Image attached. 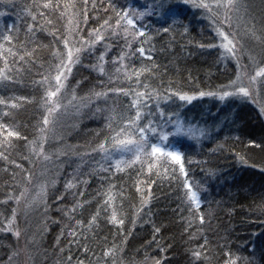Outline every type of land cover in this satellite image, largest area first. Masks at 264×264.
<instances>
[{"label": "trees", "instance_id": "16d2710c", "mask_svg": "<svg viewBox=\"0 0 264 264\" xmlns=\"http://www.w3.org/2000/svg\"><path fill=\"white\" fill-rule=\"evenodd\" d=\"M120 2L123 3V0ZM172 2L179 15L176 17L178 23L171 33L156 35L155 30L159 25L151 23V20L145 21L151 23L154 34L152 44L155 47L153 55L159 66L156 70L157 78L152 83L159 84L161 79L165 84L172 81L175 87L190 95L201 90H215L218 86L227 84L235 77L236 68L233 63L220 59L219 48L207 47L208 44L218 43V39L208 20L204 18V13L174 0ZM247 3L249 15L254 16L257 21L264 19V0H247ZM29 8L36 11L34 0L0 3V12L4 13L0 15V33L14 25L20 30L18 34L21 39L25 38V29L32 23L26 11ZM52 19L54 24L47 27H55L63 32L66 20H58L56 15ZM37 22L44 23L39 17ZM171 22L170 20L169 23ZM97 23L98 21H91L84 27L88 29ZM84 35H87V31ZM35 39L37 45L59 43L42 32H38ZM106 44L110 45L105 57L108 62L106 67L108 72L114 71L111 61L120 54L123 45V41L116 38L108 39L97 45L94 52L84 54L82 63L74 67L69 78V91L76 86L77 81L81 82L77 89L80 96L92 88L100 91L109 87H127L119 81L109 84L107 76H100L91 67L97 63L101 52L105 51ZM201 44L205 47L201 48ZM34 46L28 45L29 48ZM59 46L62 48V44ZM49 60L50 49L40 47L31 71H25L17 79L13 68L9 75H13L14 80L0 85V97L27 98L17 101L19 107L11 110L13 115L8 122L15 125L28 140L37 136L35 126L43 115L40 108L42 89L33 84V81L39 80V73L44 71L40 64L43 63L46 67ZM142 63L151 62L139 57L134 60L136 67ZM4 66V61L0 60V68ZM9 67H12L11 57ZM113 99L115 96L110 93L108 105ZM119 99L127 102L125 97L121 96ZM105 106L104 101L99 102V107ZM96 107L97 104L93 103L90 111L85 110V114L79 116L77 124L63 142L66 155H62L61 160L64 166L55 186L48 190L47 210L41 220L43 234L40 232L41 235H38V264H57L58 261H65L69 254L73 256V264L76 259H84L85 264H88L89 260L95 261L96 255L102 256L105 246L113 242L124 248L125 261H133L134 258V264H154L157 259L161 264H224L226 252L240 256L239 264H264V122L251 103L238 99L220 102L215 98L209 99V96L198 97L181 109L183 117L193 118L194 124L199 121L209 133L199 144L189 141L187 143L192 144L191 148L182 149L186 153V160L193 161L190 165L185 163L189 180L194 186L197 183L200 185L202 206L199 213L205 217L203 225L200 224L199 215L195 210L190 211V205L184 201L183 177L179 176L178 167V178L165 177L161 170V176L152 175L147 183L140 185L149 203L139 214L137 210L141 207V193L136 191V187L138 179L142 181L145 177L138 178L137 171L130 170L111 177V183L116 185L114 191L118 194L117 206L120 208L122 205L120 213L124 224L118 229L107 223L102 212L95 235L88 234L90 251L87 256L82 247L71 243L73 238L69 236V229L65 225H74L75 220L69 221L62 209L71 208L76 200L92 201L76 214V219L83 220L86 224L100 202L97 192L103 190L99 176L92 174L100 157L93 154L80 158L81 154L90 152L95 146V133L104 127L105 114L96 113L94 116ZM25 143L24 140L16 141V148L9 159L16 161L24 169H30L29 162L21 158L28 155ZM220 144L223 148H217ZM5 168L8 170L5 171ZM74 173L78 181L87 180L88 183H78L76 189L66 192L65 183L72 179ZM21 183V170L14 164L0 160V227L12 216L15 201L8 197L9 194H18L17 185ZM107 186V182H104L103 188ZM81 192L84 193L82 197L79 195ZM120 192H123V196L119 195ZM62 195V200L57 199ZM155 228H159L160 232L156 233ZM193 235L195 238H191ZM57 237L60 238L59 243ZM205 238L208 241L206 258L195 261L191 251L197 250ZM22 245L25 246L21 237L18 240L11 233L0 231V264H12L13 260L10 262L9 256L24 249ZM161 247L164 251L160 250ZM61 249L64 250L63 253Z\"/></svg>", "mask_w": 264, "mask_h": 264}, {"label": "snow or ice", "instance_id": "6c2138e0", "mask_svg": "<svg viewBox=\"0 0 264 264\" xmlns=\"http://www.w3.org/2000/svg\"><path fill=\"white\" fill-rule=\"evenodd\" d=\"M11 2L12 0H0V3ZM180 2L203 11L204 18L208 20L215 38L218 39V43L208 44L207 47L219 48L220 59H230L236 65L235 77L215 90H201L190 95L175 87L172 81L165 84L161 79L159 84L152 83V80L157 78L156 70L159 66L155 63L153 55L155 47L152 44L154 34L151 23L159 25L155 30L156 35L173 31L178 23L176 17L179 11L172 0H143V2L123 0V3L120 0H107V3L105 0H79V2L78 0H34L36 11L33 12L31 8L26 10L32 23H29L25 29V38L21 39L18 34L20 30L14 25L8 26L6 32L0 33V41H2L0 60L4 61L5 65L0 68V85L14 80L13 75H9L13 68L17 79L25 71H31V65L36 63V53L40 47L50 49L47 66L40 64L44 71L39 73V80L33 81L43 93L40 97L43 115L42 120L35 126L37 132L35 138L28 140L15 125L8 122L13 115L11 110L19 107L17 101L27 98L0 97V106H3L0 109V160L14 164L22 173V183L17 185L18 194H9L8 199H14L18 206L23 204L26 211L40 204L45 206L46 211L48 189L56 184L55 179L48 177L50 170L47 165L58 160L61 155H66L59 149L55 153L46 149L50 137L62 139L56 131L58 117L61 114H68L69 110H73V115L77 117L83 116L85 110H91L93 103L97 104L94 116L96 113L105 114L104 127L95 133V146L80 157L83 159L93 154L100 157L96 161L97 166L92 169V174L98 175L102 181L103 189L97 192L100 202L96 211L85 224L83 220L76 219V214L92 201L76 200L71 208L62 209L69 221L75 220L74 225H65L69 229V236L73 238L71 243L82 247L85 256L90 251L87 244L88 234L95 235L102 212L107 223L117 226L118 229L125 222L120 213L122 205L118 208L116 203L118 198V194L114 191L116 185L111 183L114 174L136 170L138 178L145 177L142 181L138 179L136 187V191L141 193V207L137 210L139 214L149 203L140 185L147 183L152 175L161 176V170L165 177L178 178L176 175L178 167L179 176L183 177L184 201L190 205V211L195 210L199 215L200 224L203 225L205 217L199 213L200 185L197 183L194 186L190 182L185 163L190 165L193 161L186 160V153L182 149L191 148L192 144L187 143L189 141L199 144L209 133L199 121L194 124L193 118L183 117L181 109L185 104H191L193 100L204 96L213 97L220 102L228 99L253 101L254 93L258 95L261 86H264V19L257 21L254 16L249 15L247 0H180ZM3 14L0 12V15ZM53 15H56L58 20H66L63 32L55 27H47L54 24ZM37 17L44 23H38ZM146 20H151V23H145ZM91 21L98 23L86 29L84 26L89 25ZM85 31L87 35H84ZM14 32L17 34L13 35ZM38 32L53 37V40L59 43L37 45L35 38ZM112 38L123 41L120 54L111 61L114 71L108 72L106 67L108 63L105 58L106 52L110 48L107 44L105 51L97 57V63L91 67L100 76H107L109 84L119 81L127 87H109L100 91L92 88L88 93L80 96L77 89L81 82L77 81L76 86L69 91V78L74 67L82 63L84 54L94 52L97 45ZM29 44L35 46L29 48ZM199 46L205 47L203 44ZM9 57L12 58V67H9ZM137 57L151 63H142L136 67L134 60ZM101 84L103 85V81ZM110 93L114 94L115 99L108 105ZM121 96L127 98L126 103L119 99ZM100 101H104L106 106L99 107ZM260 115L264 116V104H260ZM18 140L26 141L25 148L28 149V155L21 158L27 160L32 167L44 166L39 176L9 159ZM256 146L260 147V145ZM217 148H223V145H217ZM7 170L5 168V171ZM103 173L108 175H101ZM41 177L43 179H40ZM104 182H107V188H103ZM78 183L86 185L88 181H78L74 173L72 179L66 181L65 191L71 192L76 189ZM79 195L82 197L84 193L81 192ZM119 195L123 196V192ZM57 199L62 200L63 195ZM16 225L17 208H13L11 218L0 227V231L11 232L19 240L22 233ZM191 227L190 222L189 228ZM155 232L159 233L160 229L155 228ZM59 239L57 237L58 243ZM104 239L107 240L106 237ZM35 243L34 237L28 239L25 248L10 255L9 261L18 257L21 252H24L28 259H32V249L29 246ZM207 246L208 241L205 238L204 243L200 244L197 250L191 251L195 261H199L202 257L206 258ZM160 250L164 251L162 247ZM63 251L61 249V253ZM224 255L226 257L224 264H239L241 260L240 256H234L231 252H226ZM57 264H73V256L69 254L65 261H58ZM75 264H85V260L76 259ZM88 264H134V258L133 261H125L124 248L113 242L105 246L102 256L96 255L95 261L89 260ZM154 264H161V261L157 259Z\"/></svg>", "mask_w": 264, "mask_h": 264}, {"label": "rangeland", "instance_id": "374dc122", "mask_svg": "<svg viewBox=\"0 0 264 264\" xmlns=\"http://www.w3.org/2000/svg\"><path fill=\"white\" fill-rule=\"evenodd\" d=\"M174 1L179 2L180 4H183L182 2H180V0H174ZM140 2H143V0H140ZM188 6H190V5H188ZM249 44H250V42H249ZM227 61L231 62L235 65V63L232 60L229 59ZM235 68H236V65H235ZM209 99H214V98L209 97ZM245 101L251 103L258 110V112L260 114V104H264V86H261L258 95L256 93H254V100L253 101H249V100H245ZM256 101H259V103H257ZM261 117H262L263 122H264V116H261ZM78 118H80V117L73 115V110H69L68 114H61L58 117V121H57V125H56V131H57V135L61 136L62 139H56L55 137H50V139L48 140V143L46 145V149L48 152L55 153L58 149L63 151V142L66 138V135L70 134V132L74 128L75 124H77ZM61 156L59 157L58 160H54L53 163H50L47 165V168L50 170L48 172V177L50 179L56 180L58 177V174L61 172V170L64 166L63 162L61 160ZM29 166H30V170L33 171L34 173H36L37 176H39V173L41 171H43V169H44L43 165H37L36 167H32V165L29 164ZM40 179H43V177H41ZM201 206H202V203H201ZM14 208H17V225L16 226H18L19 229L21 230V233H22L21 239L24 241V244H26V241L28 239H31L33 237L35 238L36 243H35V245L29 246L32 249V253H31V255L33 257L32 259H28V257L26 255H24V253L22 252V254H20L18 257L13 258L12 264H38V256H39L38 249H39V238H40L39 236L41 235L40 232H42V234H43V228L41 225V220H42V217H44L45 206L43 204H40L39 206L26 211L24 209L23 204H20L18 206L15 203ZM9 233H11V232H9ZM22 246H24V245H22ZM29 261H31L32 263H29Z\"/></svg>", "mask_w": 264, "mask_h": 264}]
</instances>
